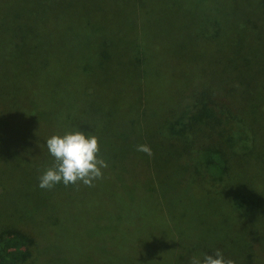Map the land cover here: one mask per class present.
I'll return each mask as SVG.
<instances>
[{"label":"trees","instance_id":"16d2710c","mask_svg":"<svg viewBox=\"0 0 264 264\" xmlns=\"http://www.w3.org/2000/svg\"><path fill=\"white\" fill-rule=\"evenodd\" d=\"M29 1L32 7L24 5L23 0H0L9 9L8 13L0 12V37H8L5 44L12 53L11 63L23 66L20 61L26 62L29 66L21 70L31 75L25 93L16 84L3 88L7 96L4 106L13 107L20 95L29 101L32 73L37 77L45 72L47 77L51 72V87L46 81L48 91L58 95L47 104L44 122L48 119L50 124L48 136L75 131L95 135L98 144L103 143L99 156L104 158L114 149L111 141L117 140L116 136L105 144L110 126L115 125L119 133L126 126L132 128L133 118L138 121L143 115L153 116L152 139L158 148L166 150L168 163L184 168L197 181L193 182V190L199 197L212 194L224 198L225 187L221 189L219 184L231 166L224 149L226 140L247 139L252 123L251 128L244 126L248 121L243 117L245 106L250 109V101L240 103L238 93L224 91L227 73L237 65V59H226L220 52L226 43L239 41L251 18L256 24L253 28L264 26V0ZM23 17L33 20V24L21 23ZM27 34L33 36L30 44L21 39ZM257 35L264 39L263 30ZM159 84L168 90L164 100L143 102L141 97L146 95L148 99V91ZM129 94H133L131 103L125 100ZM260 99L257 110L262 113L258 118L264 120V93ZM41 114L42 111L37 113V117ZM27 141L23 147L28 153L21 154H30L36 165L54 164L46 139L42 138L40 147L34 144L33 137ZM116 185L122 203L127 205L114 210L109 201H99L104 214V224L100 226L93 220L82 221L73 213L79 201L69 185L66 189L61 182L45 191H25L23 199L29 200L28 209L21 212L36 225L29 229L16 220L17 213L9 219L0 213L5 218L0 223V264H27L37 252L33 264H43L50 261L45 254L54 250L51 246L61 253L62 264H73L71 253L82 247L86 260L96 255L105 264L112 253L121 252L125 242L130 243L123 251L131 253L128 264L148 261L145 248L154 241L156 231L149 229L150 225L162 222L166 234L177 233L175 223L167 217L170 214L164 193L158 184L145 183L133 190L137 196L127 198L126 184ZM162 186L164 192L171 188ZM189 189L193 194L192 187ZM78 191L84 197L94 194L96 188ZM134 201H146L154 217L147 221L138 217L136 223L128 225L130 209L125 208ZM146 222L147 232L141 233ZM129 226L135 227L138 237L130 236ZM160 233V237L164 236ZM48 238L53 242H47ZM199 241L205 249L193 254L201 258L214 254V248L205 246L200 238ZM258 241L251 238L250 242ZM189 244L195 248L192 242ZM252 246L247 243L238 260L243 257L251 261ZM107 247L109 250L102 253Z\"/></svg>","mask_w":264,"mask_h":264},{"label":"rangeland","instance_id":"374dc122","mask_svg":"<svg viewBox=\"0 0 264 264\" xmlns=\"http://www.w3.org/2000/svg\"><path fill=\"white\" fill-rule=\"evenodd\" d=\"M23 4L32 7L29 0H23ZM262 11L260 12L264 15V9ZM0 12L8 13L9 9L0 3ZM26 21L33 24V20L28 17L20 20L21 23ZM254 26H256L255 19L251 18L248 27L242 30L243 35L238 38L239 41L226 43L220 52L226 59L227 57L237 59V65L231 67L230 73H227L224 91H232L229 94L238 93L237 100L240 103H246L247 99L250 101L251 107L248 109L245 106L243 116L249 122L246 121L244 126L251 128L250 121L252 123L250 136H247V139L226 140L224 149L231 166L226 177L219 184L221 189L225 187L224 198L212 194L205 198L199 197L198 192L193 190V182L197 181L192 179L184 168L168 163L165 158L166 150L158 148L152 139L155 133L153 134L151 120L154 118L150 115H143L138 121L133 118L130 122L132 128L126 126L125 130L119 133L115 131V125H109L111 133L109 132L107 139H104L105 144H110V139L114 140L116 136L117 140L111 141L114 149L110 156L103 158L108 165L107 168L102 169L103 178L93 181V186L96 188L94 194L80 197L78 190L88 187L83 183L69 184L70 187H66L74 190L75 196L78 195L79 202L75 204L73 213L82 221L93 220L100 226L104 224V214L99 201H109L114 210L127 205L122 203L124 201L116 184H126L124 190L129 192L127 198L137 196L133 190L143 187L145 183L158 184L161 194L164 193L166 210L170 214L167 217L175 223L177 233L166 234L162 222H154L150 225L149 229H156L154 241L145 248L148 261L141 264H190L192 257L197 256L193 254L194 251L205 249L200 246L199 238L205 246L214 248L213 252L219 249L226 259H233L235 264H264V120L258 118L262 111L257 110L264 93V39L257 38L259 37L257 31L263 30L264 35V26L257 29L253 28ZM237 28L242 34L241 26ZM6 38L0 37V213H3L6 219H9L11 214L17 213L16 220L22 222L21 226L31 229L36 225L35 222L28 217V214L21 212L22 209H28L29 200L23 199L25 191H45L46 189L38 186V178L53 165H36L30 154L21 153H28L27 147H23V144L26 142L27 146V140L31 137L37 147L41 146L42 138L50 137L48 136L49 121L46 119L44 122L45 113L47 104H50L51 99L54 100L53 97L58 94L48 91L46 81L51 87V72L47 77L45 72H41L37 77L32 73V88L28 87V90L32 91V95L29 94L30 100L27 101L25 95H20L13 101V107L4 106L7 96L3 88L16 84L20 92L25 93L28 80L31 78L30 74L27 75L26 71L21 70V67L27 68L29 64L26 65L24 61H20L23 66L11 63L12 53L9 49L6 50L8 47V44H5ZM21 39L26 44L33 42L31 34L21 36ZM19 74L20 76L15 78V75ZM212 77L215 78L213 75ZM162 86L159 84L149 90L150 97L146 99V95H143L142 101L150 103L153 99L164 100L168 90ZM132 99L133 94L125 98L127 103H131ZM41 111L42 117L40 115L37 117V113ZM221 144L223 145L222 142ZM102 145L103 143H100L99 148ZM138 145H148L152 155L137 151ZM160 184L171 188L164 192ZM189 187H192L193 194ZM146 203L145 201L139 204L134 201L125 208L130 209L126 218L128 225L136 223L138 217L144 221L154 217ZM3 220L5 218L0 214V223ZM129 227L130 229L132 227L130 236L138 237L135 227ZM147 227L146 222L143 227L145 229L141 233H146ZM160 232L164 233V236L160 237ZM251 238H257L259 241L250 242ZM37 239L39 240V237ZM47 242L53 240L48 238ZM190 242L195 248L189 244ZM247 243L253 245L252 260L245 261L243 257L238 260L239 254H244ZM129 246L130 243L125 242L119 250L121 252L112 253L111 259L105 264H128L131 253H123V251ZM51 247L55 251L45 254V258L50 261L43 264H62L61 253L54 248L55 246ZM199 247L201 249H197ZM108 250L109 247L102 253ZM38 255V252L35 253L33 260L27 264H33L34 257ZM71 255L74 258L73 264H101L103 261L96 255L86 260L83 247L75 254L72 252Z\"/></svg>","mask_w":264,"mask_h":264},{"label":"clouds","instance_id":"9594fccd","mask_svg":"<svg viewBox=\"0 0 264 264\" xmlns=\"http://www.w3.org/2000/svg\"><path fill=\"white\" fill-rule=\"evenodd\" d=\"M46 147L54 164L38 178V186L42 189H51L61 182L65 186L83 183L91 187L94 180L103 178L102 169L108 167L99 156L98 137L86 136L84 131L52 135L46 139ZM136 150L152 155L148 145H138ZM190 264H235V261L226 259L217 249L214 254H204L202 258L193 256Z\"/></svg>","mask_w":264,"mask_h":264}]
</instances>
